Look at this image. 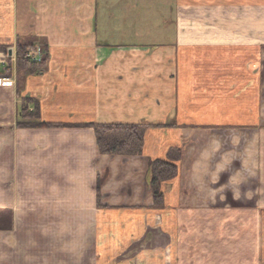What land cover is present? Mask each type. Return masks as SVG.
I'll return each mask as SVG.
<instances>
[{"label": "crops", "instance_id": "obj_1", "mask_svg": "<svg viewBox=\"0 0 264 264\" xmlns=\"http://www.w3.org/2000/svg\"><path fill=\"white\" fill-rule=\"evenodd\" d=\"M130 2L0 0V46L46 58L0 78V264H264V0ZM91 123L147 125L142 152L101 155Z\"/></svg>", "mask_w": 264, "mask_h": 264}, {"label": "trees", "instance_id": "obj_2", "mask_svg": "<svg viewBox=\"0 0 264 264\" xmlns=\"http://www.w3.org/2000/svg\"><path fill=\"white\" fill-rule=\"evenodd\" d=\"M27 46L21 42L17 44L15 52V71H27L29 74L38 73L41 63L31 61L26 56ZM5 46H0V51L5 52ZM8 65V64H7ZM11 69L7 67L0 72V78L11 77ZM17 126L28 128H49V127H72L63 124H50L41 122L37 112H29L26 105L19 110ZM84 126L93 129L99 153L108 156H137L142 152L144 137L148 126L145 124H86ZM180 159V150L172 149L164 159H156L150 165L151 178L150 189L156 203L161 202L162 194L160 186L162 183L172 179L177 171V161Z\"/></svg>", "mask_w": 264, "mask_h": 264}, {"label": "rangeland", "instance_id": "obj_3", "mask_svg": "<svg viewBox=\"0 0 264 264\" xmlns=\"http://www.w3.org/2000/svg\"><path fill=\"white\" fill-rule=\"evenodd\" d=\"M5 1H8V0H5ZM145 0H131V2L128 4L127 8L129 9V12L130 14H134L137 15V14H142V13H145V14H163L165 16H170V7H169V0H165L163 2L162 0V3L163 4H160V0H151V1H147L148 3H145L144 2ZM170 3H171V0H170ZM8 15V14H7ZM7 17V19H6ZM9 17L8 16H5V13H3V21H1L0 23H4V24H9L10 20L8 19ZM133 16H132V20H133ZM15 23V26H17V22H14ZM131 25H134V22H131ZM120 36H116L114 39L117 40L119 39ZM13 38V37H12ZM11 38H8L6 37V43L5 44V52L8 53L6 54L7 55V59L5 61L4 64H0V69H1V72L3 70H5L7 67H9L10 69H12V66L14 64L15 66V52H16V47H17V44L19 42L25 44L26 46L28 45V42L29 41H25V39L23 38H16V40H14L13 38V41L12 39L10 40ZM12 41V42H11ZM127 41V40H126ZM30 47H27L26 49V56L30 55L28 58L31 60V61H34L36 63H41L43 64L44 61L46 60L45 58V54H44V51H43V46L42 44L40 43H33L29 45ZM9 52L12 53V56L9 55ZM8 64V65H7ZM42 66V65H41ZM41 66L38 67V72L41 70ZM27 72V71H25ZM12 74V73H11ZM17 75V74H16ZM12 76V75H11ZM10 78V77H9ZM6 79V78H5ZM8 79V78H7ZM139 248H136L134 249L131 254H133L135 251H137ZM131 264H134V262H131ZM139 264H142V262H140Z\"/></svg>", "mask_w": 264, "mask_h": 264}, {"label": "built area", "instance_id": "obj_4", "mask_svg": "<svg viewBox=\"0 0 264 264\" xmlns=\"http://www.w3.org/2000/svg\"><path fill=\"white\" fill-rule=\"evenodd\" d=\"M7 53L0 54V64H4L7 59ZM28 56V55H27ZM30 56V55H29ZM28 56V57H29Z\"/></svg>", "mask_w": 264, "mask_h": 264}, {"label": "water", "instance_id": "obj_5", "mask_svg": "<svg viewBox=\"0 0 264 264\" xmlns=\"http://www.w3.org/2000/svg\"><path fill=\"white\" fill-rule=\"evenodd\" d=\"M11 54V52H9V55Z\"/></svg>", "mask_w": 264, "mask_h": 264}]
</instances>
